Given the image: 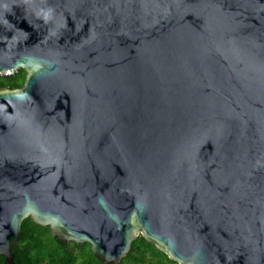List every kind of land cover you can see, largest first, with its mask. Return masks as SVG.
Here are the masks:
<instances>
[{
	"label": "water",
	"instance_id": "water-1",
	"mask_svg": "<svg viewBox=\"0 0 264 264\" xmlns=\"http://www.w3.org/2000/svg\"><path fill=\"white\" fill-rule=\"evenodd\" d=\"M0 257L26 219L119 264H264V0H0Z\"/></svg>",
	"mask_w": 264,
	"mask_h": 264
},
{
	"label": "trees",
	"instance_id": "trees-1",
	"mask_svg": "<svg viewBox=\"0 0 264 264\" xmlns=\"http://www.w3.org/2000/svg\"><path fill=\"white\" fill-rule=\"evenodd\" d=\"M24 79L23 70H18L10 77L0 75V89H19ZM11 256L13 264H104L93 255L90 245L61 242L51 236L48 227L38 226L29 218L21 224L19 238L11 250ZM0 264H6L2 257ZM119 264L175 263L138 236Z\"/></svg>",
	"mask_w": 264,
	"mask_h": 264
},
{
	"label": "built area",
	"instance_id": "built-area-1",
	"mask_svg": "<svg viewBox=\"0 0 264 264\" xmlns=\"http://www.w3.org/2000/svg\"><path fill=\"white\" fill-rule=\"evenodd\" d=\"M17 71L18 70H7L5 72V74H0V75H2L3 77H10V76L14 75Z\"/></svg>",
	"mask_w": 264,
	"mask_h": 264
}]
</instances>
